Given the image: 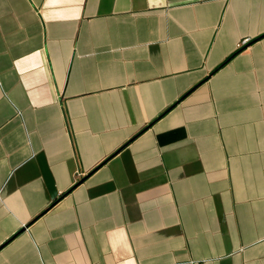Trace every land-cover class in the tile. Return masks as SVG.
Here are the masks:
<instances>
[{
	"label": "crops",
	"instance_id": "obj_1",
	"mask_svg": "<svg viewBox=\"0 0 264 264\" xmlns=\"http://www.w3.org/2000/svg\"><path fill=\"white\" fill-rule=\"evenodd\" d=\"M0 264H264V0H0Z\"/></svg>",
	"mask_w": 264,
	"mask_h": 264
}]
</instances>
